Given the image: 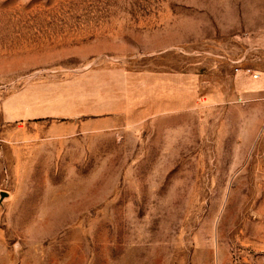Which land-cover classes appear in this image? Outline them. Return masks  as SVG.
<instances>
[{"label":"rangeland","instance_id":"obj_1","mask_svg":"<svg viewBox=\"0 0 264 264\" xmlns=\"http://www.w3.org/2000/svg\"><path fill=\"white\" fill-rule=\"evenodd\" d=\"M0 264H264V0H0Z\"/></svg>","mask_w":264,"mask_h":264}]
</instances>
